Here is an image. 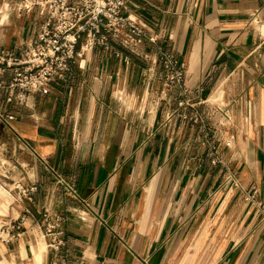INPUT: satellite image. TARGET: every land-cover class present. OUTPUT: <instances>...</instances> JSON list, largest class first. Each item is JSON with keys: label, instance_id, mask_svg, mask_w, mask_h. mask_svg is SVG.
I'll list each match as a JSON object with an SVG mask.
<instances>
[{"label": "crops", "instance_id": "1", "mask_svg": "<svg viewBox=\"0 0 264 264\" xmlns=\"http://www.w3.org/2000/svg\"><path fill=\"white\" fill-rule=\"evenodd\" d=\"M16 1L0 2V47L19 50L42 17ZM125 12L160 38L79 43L69 77L1 102L0 226L26 213V227L0 231V260L36 264L45 241L44 264H264L262 212L220 188L233 172L264 202V0H131ZM161 49L186 62V90L166 85ZM44 206L66 216L57 256Z\"/></svg>", "mask_w": 264, "mask_h": 264}, {"label": "built area", "instance_id": "2", "mask_svg": "<svg viewBox=\"0 0 264 264\" xmlns=\"http://www.w3.org/2000/svg\"><path fill=\"white\" fill-rule=\"evenodd\" d=\"M131 0H18L14 8L18 15L31 12L35 7L41 15L31 36L22 49L0 47V107L5 104H26L29 97L47 91L52 83L66 79L81 47L109 46L113 41L134 48L149 38L157 41L159 33L150 35L146 26L125 10ZM159 60L164 68L165 83L169 88L179 86L186 90V62L170 49H161ZM0 116L3 111L0 108ZM198 119V117H197ZM57 182L66 191L77 194L75 187L58 171ZM232 185L244 192L245 198L260 209L264 219V202L257 199V190H246L243 182L233 172H227L220 188ZM17 187L28 195L36 185ZM41 227L48 246L57 256L65 242L64 222L66 216L51 207L41 211ZM26 227V213L0 226L9 241L21 236Z\"/></svg>", "mask_w": 264, "mask_h": 264}, {"label": "rangeland", "instance_id": "3", "mask_svg": "<svg viewBox=\"0 0 264 264\" xmlns=\"http://www.w3.org/2000/svg\"><path fill=\"white\" fill-rule=\"evenodd\" d=\"M4 1L5 0H0L1 3H3ZM35 9H37V7H35L31 12H29V14H30L29 19H34V17L36 16V10ZM4 15H5V12L0 13V20L4 17ZM44 248H46L45 241H43L42 245L34 247V259H35L36 264H44V253H43ZM4 254H6V253H4ZM40 256H41V258H40ZM14 258H15V256H14ZM0 263H2V264H16V263H13V261L9 260V259H5L4 261L0 260Z\"/></svg>", "mask_w": 264, "mask_h": 264}, {"label": "bare ground", "instance_id": "4", "mask_svg": "<svg viewBox=\"0 0 264 264\" xmlns=\"http://www.w3.org/2000/svg\"><path fill=\"white\" fill-rule=\"evenodd\" d=\"M43 247V246H42ZM38 248V247H37ZM39 249V248H38ZM42 251V250H41ZM40 258H41V256H40ZM37 260V259H36ZM41 262V261H40Z\"/></svg>", "mask_w": 264, "mask_h": 264}, {"label": "clouds", "instance_id": "5", "mask_svg": "<svg viewBox=\"0 0 264 264\" xmlns=\"http://www.w3.org/2000/svg\"><path fill=\"white\" fill-rule=\"evenodd\" d=\"M5 19H6V17H5Z\"/></svg>", "mask_w": 264, "mask_h": 264}]
</instances>
